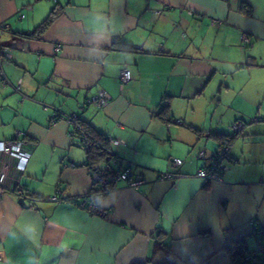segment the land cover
Wrapping results in <instances>:
<instances>
[{
  "label": "crops",
  "instance_id": "1",
  "mask_svg": "<svg viewBox=\"0 0 264 264\" xmlns=\"http://www.w3.org/2000/svg\"><path fill=\"white\" fill-rule=\"evenodd\" d=\"M0 47V141L32 146L19 176L27 206L0 186V264H161L163 247L181 264H231L225 246L264 225V0H0ZM70 114L122 140L109 145L113 170L143 179L109 189L105 215L77 204L94 190ZM238 119L221 180L197 177L198 153L218 151L212 134H233Z\"/></svg>",
  "mask_w": 264,
  "mask_h": 264
},
{
  "label": "built area",
  "instance_id": "2",
  "mask_svg": "<svg viewBox=\"0 0 264 264\" xmlns=\"http://www.w3.org/2000/svg\"><path fill=\"white\" fill-rule=\"evenodd\" d=\"M56 1V0H53ZM24 17L23 14L20 15ZM221 20L217 17L210 18L211 25H218ZM4 28H8V25H3ZM240 40L243 44L250 42V37L246 33H242ZM60 47L55 48L59 51ZM5 55L3 48L0 47V62L2 56ZM131 79V71L128 67H122L119 72L120 86H124ZM108 101V95L103 90H99L92 102L97 107H103ZM166 105V101L162 102V106ZM60 117L58 112L53 113V119ZM71 125L70 135H78V146L85 151L87 147V136L83 133L79 122V116L77 114H70L65 117ZM255 117L253 120H257ZM244 123L241 120H236L232 124L234 132H239L243 129ZM19 135V134H18ZM109 144L116 146L124 143L120 139L108 137ZM31 144H26L19 136L7 141H0V186H8L16 195L24 197L23 187L19 182V176L23 172L26 163L31 154ZM111 149V148H110ZM204 163L196 170L195 175L206 181H220L222 172L227 168L226 162L230 159L228 154V148L223 147L215 153L206 156L204 151H200L197 155ZM108 162L111 166L117 163L118 158L116 154L110 150L108 156ZM174 165L178 166L182 163V160L177 158L173 159ZM111 166L107 163H97L92 166H87L89 171L91 185L94 192L83 195L77 204L88 210L92 215H105L106 211L101 205V200L104 194L115 187L118 181H126L128 185L134 189H137L142 183L143 179L134 172L130 166L124 167L122 170H118L111 174ZM183 174L176 173L174 171H164L159 173V177L162 179L171 180L173 178L182 177ZM7 184V185H6ZM51 200L58 201L56 196L50 197ZM264 250V245L261 246Z\"/></svg>",
  "mask_w": 264,
  "mask_h": 264
},
{
  "label": "trees",
  "instance_id": "3",
  "mask_svg": "<svg viewBox=\"0 0 264 264\" xmlns=\"http://www.w3.org/2000/svg\"><path fill=\"white\" fill-rule=\"evenodd\" d=\"M243 8L246 6L244 3L242 4ZM59 14V11L53 10L47 16V18L36 28V32L43 31L51 22L52 20ZM165 106L161 105L160 114H164ZM258 119L252 121H259L262 119L260 115L256 116ZM240 120V119H238ZM242 121V120H241ZM79 122L81 125V129L83 133L87 136V147L85 155L87 157L86 166H92L97 163H107L111 166L108 162V156L110 154V144L107 140L108 137L101 135L98 133L93 127H91L88 123L80 120ZM243 122V121H242ZM244 123V122H243ZM245 126V123H244ZM193 131L197 132V129L190 127ZM244 128V127H243ZM242 131V130H241ZM234 132L231 135L226 134H212L213 138L217 140L221 147H227L232 143V141L240 135V132ZM117 157V155H116ZM111 166V174L114 173ZM249 237H252L255 242L256 246L251 247L249 244ZM264 245V225L257 223V221H253L251 233L248 237H241L236 239L235 241L227 244L224 248L225 253L229 257L231 264H264V250L261 249V246ZM161 246V243H160ZM165 250V254L167 258L161 264H181L177 261V259L171 254L169 248L163 247Z\"/></svg>",
  "mask_w": 264,
  "mask_h": 264
},
{
  "label": "water",
  "instance_id": "4",
  "mask_svg": "<svg viewBox=\"0 0 264 264\" xmlns=\"http://www.w3.org/2000/svg\"><path fill=\"white\" fill-rule=\"evenodd\" d=\"M17 202H18L21 206H23V207H26V206H27L24 197H19L18 200H17Z\"/></svg>",
  "mask_w": 264,
  "mask_h": 264
},
{
  "label": "rangeland",
  "instance_id": "5",
  "mask_svg": "<svg viewBox=\"0 0 264 264\" xmlns=\"http://www.w3.org/2000/svg\"><path fill=\"white\" fill-rule=\"evenodd\" d=\"M253 123H258V122H253ZM259 123H264V122H259ZM259 123H258V124H259ZM249 125H250V124H249ZM251 125H252V123H251ZM242 131H243V129H242ZM242 131L240 132V135H242ZM259 135L264 136V134H259ZM241 138H242V139H247L246 136H242Z\"/></svg>",
  "mask_w": 264,
  "mask_h": 264
},
{
  "label": "clouds",
  "instance_id": "6",
  "mask_svg": "<svg viewBox=\"0 0 264 264\" xmlns=\"http://www.w3.org/2000/svg\"><path fill=\"white\" fill-rule=\"evenodd\" d=\"M33 231H35V229H33ZM37 246H38V242H37Z\"/></svg>",
  "mask_w": 264,
  "mask_h": 264
}]
</instances>
